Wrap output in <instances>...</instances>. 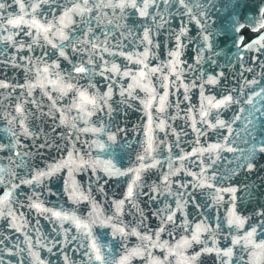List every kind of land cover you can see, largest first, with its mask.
Instances as JSON below:
<instances>
[{"label":"water","instance_id":"obj_1","mask_svg":"<svg viewBox=\"0 0 264 264\" xmlns=\"http://www.w3.org/2000/svg\"><path fill=\"white\" fill-rule=\"evenodd\" d=\"M0 2V264H264V0Z\"/></svg>","mask_w":264,"mask_h":264},{"label":"snow or ice","instance_id":"obj_2","mask_svg":"<svg viewBox=\"0 0 264 264\" xmlns=\"http://www.w3.org/2000/svg\"><path fill=\"white\" fill-rule=\"evenodd\" d=\"M15 2L19 5L21 13H24L26 15L27 13L25 12V9H24L23 0H15ZM153 2H154V0H153ZM176 2L179 3V4H182V5L185 4V0H176ZM119 6L121 8L127 6V0H122V2L120 3ZM130 6L135 8L137 5L134 2H132ZM144 7L147 8L148 5L145 4ZM185 7H187V5H185ZM4 8H5V4L3 2H0V10H3ZM141 14L143 15L144 13L142 12ZM7 23L9 25L13 26V27L19 28L22 24H25V23H28V22L25 21L24 15H18L16 17L8 18ZM29 26L43 28V30L45 32H47L49 30L47 27H44V25H40L39 22L36 21L35 19H33L31 21V24ZM260 27H264V20H261ZM145 38H147V33H145ZM205 39H207V37H205ZM260 40L264 41V36H262L260 38ZM259 42L260 41H257L256 43H259ZM247 47L251 48L252 45H248ZM61 55H63V52H61ZM144 55L147 56V53H145ZM129 59H131V57H129ZM145 67H147V65H145ZM117 70L118 69H116L115 66H114L113 71H117ZM75 71L76 72H80V73H84L87 70L85 69V67L81 66V67H77L75 69ZM152 71L155 72V71H157V69H152ZM124 74L125 75H129V73H127V72H125ZM140 76L144 77V78H147L146 73L143 72V71L140 73ZM0 87H7V85L0 83ZM80 99H81V104L83 106L82 110L87 108V106L89 104L92 105L93 107L96 106L95 98L94 97H89L86 92H81ZM230 103H232V97L231 96H227L226 98H224L221 101H219L216 106L219 107L221 105H227V104H230ZM249 103H251V101H249ZM161 104H163V101H161ZM220 124L223 125L224 122L221 121ZM109 139L110 140H114L115 138L114 137H109ZM149 148H151V143H149ZM227 150L231 151L232 149L229 148ZM261 151H264V147L261 148ZM141 159H143V157H141ZM109 164H110V162H109ZM120 174L124 175L126 173H120ZM137 178H138V174H137ZM135 183H136V181L134 180L133 184H135ZM229 191L232 192V193H235L237 191V189L232 188V189H229ZM132 192H133V189L130 186L129 189H128V196L129 197L132 196ZM36 207H39V205H37ZM54 215L57 216V217H60L61 214L59 212H56V213H54ZM82 227L87 228L88 226L87 225H82ZM146 239L150 240L151 237H146ZM193 239H196V237H193ZM91 247L93 249V253L90 254V258L94 259L97 262H99V264H107L105 255L102 252V248H101L100 245L97 244V242L95 240L92 241ZM259 247L260 248H264V244L259 245ZM206 251H211V250L206 249ZM222 255L223 256H230L231 255V250L223 252ZM119 264H126V258H121Z\"/></svg>","mask_w":264,"mask_h":264},{"label":"trees","instance_id":"obj_3","mask_svg":"<svg viewBox=\"0 0 264 264\" xmlns=\"http://www.w3.org/2000/svg\"><path fill=\"white\" fill-rule=\"evenodd\" d=\"M243 31H244V33H245V35H246V38H248L250 35L253 34V32L250 31L247 27H245V28L243 29Z\"/></svg>","mask_w":264,"mask_h":264}]
</instances>
